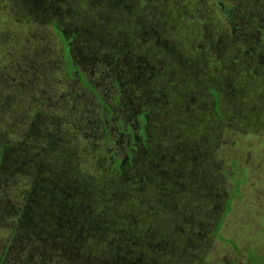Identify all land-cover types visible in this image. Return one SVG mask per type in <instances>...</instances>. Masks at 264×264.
<instances>
[{
  "label": "rangeland",
  "instance_id": "obj_1",
  "mask_svg": "<svg viewBox=\"0 0 264 264\" xmlns=\"http://www.w3.org/2000/svg\"><path fill=\"white\" fill-rule=\"evenodd\" d=\"M24 1L25 11L0 0V26L10 37L0 39V94L18 85L0 120V148L4 141L15 150L18 167L0 163V221L8 222L7 208L20 209L44 190L55 193L44 198L53 203L34 205L64 212L53 220L58 254H49L42 233L26 253L30 264H67L72 255L96 262L79 251L91 238L75 220L79 197L92 195L134 198L127 214L141 230L129 250H119L118 264H264V91L252 82L255 72L241 77L239 69L264 58V0H114L110 11L95 0ZM124 8L128 22L117 20ZM62 36L90 87L75 68L68 71ZM3 71L22 80L43 76L47 96L32 90L36 79L27 88ZM141 109L146 136L131 142L117 115L137 128ZM130 151L133 163L116 173L114 159L127 163ZM108 168L109 187L98 186ZM157 220L167 224L154 227ZM111 227L95 224L91 233L111 237ZM9 229L0 226V243ZM11 250L1 264H22L19 249Z\"/></svg>",
  "mask_w": 264,
  "mask_h": 264
},
{
  "label": "trees",
  "instance_id": "obj_2",
  "mask_svg": "<svg viewBox=\"0 0 264 264\" xmlns=\"http://www.w3.org/2000/svg\"><path fill=\"white\" fill-rule=\"evenodd\" d=\"M9 1V5L10 7H15L17 6L18 8H21L25 11V1L23 2V0H7ZM53 1L56 5L59 6H63L65 5V3H69L71 5H75L76 2H78V6H82L87 0H67L66 2L64 1V3L60 2L59 0H49L48 2ZM96 2L98 1L101 6L107 10L110 11V5L113 4V0H95ZM43 2H45V0H43ZM47 2V3H48ZM62 8V7H61ZM73 9V8H72ZM63 11H65V9L62 8ZM121 12V11H120ZM116 15H121V17L119 20H125L126 22H128L129 20L127 18H129L128 15H130V11H128V9L126 10V8H124L122 10L121 14H116ZM50 16V15H49ZM22 23H25L24 20H21ZM29 22V21H27ZM18 23V22H16ZM55 24V23H54ZM56 26H53L54 30H55ZM57 31V30H56ZM61 35H62V31H58ZM26 33V31H25ZM5 34V35H4ZM26 35V34H25ZM9 39V35L7 31H4L3 28L0 26V39ZM61 42H63L61 49V53L63 54V57L65 59L66 64H68V71H72V69L75 68L77 76L80 78L82 84L84 86H89L90 84L88 82H86L84 80V76L81 73L80 69L77 66H74L72 57L70 56V52H69V45L68 42L70 40H66L63 38H60ZM1 53V51H0ZM115 62V60H114ZM241 64V65H240ZM239 69H240V73H241V77L244 75H248L251 74L252 71L255 72V79L252 80V82H255L257 84H260V87H263V91H264V79L262 76V73H264V68H260L257 64V62L255 61V65H248V67H245L242 62L239 63ZM7 74V77H9L10 79L15 78L17 79L16 81L19 83H22L24 85H27V88L30 87V83L32 81V79H36V78H31L26 79L27 75L24 76L25 74L22 75V77L24 78V80L21 79V77H16V76H12L10 73L7 72H2ZM44 72L41 69V73H39L37 76L40 77L41 75H43ZM71 75V74H70ZM82 76V77H81ZM2 77V74L0 73V78ZM43 77V76H42ZM41 77V78H42ZM40 78V79H41ZM38 80L36 79L34 82H36L37 84L35 86H31L32 90H38L39 93H42L43 96H47L45 88L43 87L44 84L41 83L40 81L42 80ZM7 83L6 81H2ZM33 83V82H32ZM31 83V85H32ZM244 83V82H243ZM21 86V85H20ZM18 85L14 84L12 82H10L8 84V87L0 94V109L2 111H0V120H7L6 116H9V113H6L4 115V110L9 111L10 109H8L9 107V103H10V99H12L11 95L13 93H15V88H17ZM93 88V87H92ZM257 86L255 85V92H256ZM213 96L216 98L215 100V106H214V112L217 115H221L222 116V112L219 110L218 106L220 104V100L219 96L220 94L217 91H214V89H211ZM244 92H243V96H244ZM99 96V95H98ZM213 97V99H214ZM240 95H238V101L236 100L237 103V107L236 108H240L241 110H243L241 108V106L244 104V102H239L240 100L243 101V98ZM254 98H255V94H254ZM240 99V100H239ZM100 101L102 102V104L106 105L103 101V98L100 97ZM107 110H111L110 107L108 105H106L105 107ZM236 114L240 115L241 112ZM71 118V117H70ZM72 119V118H71ZM8 144L10 145V143L8 142ZM6 147V143L3 141V143L1 144V148H0V163L2 162V165L7 166L9 169H14V168H18L17 166H14V162L15 160L10 158V155H12V153L15 150H8L5 149ZM52 150L55 152V154H59L56 150V148H54L53 144H52ZM56 150V151H55ZM25 155H27L25 153ZM27 159H24V161H26ZM120 158L117 159L115 158L113 161V164L115 165V169H116V173L118 172L119 174L123 175L124 174V170H127L128 166H130L133 162L131 163H126L123 166L120 165ZM109 170H107V174H105V181L100 183L98 186H104V187H109L108 184V180L111 179L114 175L112 174V168H108ZM88 176L85 177V179H87ZM25 179V177H24ZM130 181V180H128ZM240 182H243L241 180L236 181V192H238L237 187L240 184ZM129 183V185L127 184ZM125 183V185H127V189L128 187L131 185V181ZM63 189V188H62ZM127 189H123V190H127ZM97 190V188H96ZM98 190H101V187H98ZM28 191H30L28 189ZM55 192H58L57 190H55ZM67 192V191H65ZM51 194H55L54 192L52 193H48L46 190H44V192L41 193V195H37L35 196L32 200L30 198V200H28V202L23 205V207H20V209H16V208H7L6 213L7 215H5V217L7 218L8 222H4L2 219L0 221V226H7L8 228H10V232L8 234L5 235V239L3 240L2 243H0V264L2 262V259L5 257V253L9 254L10 250H14V249H19V254L23 255V261L22 264H30V263H34L33 261L30 260V257L26 256V253H30L31 251H33L34 247L36 246V242L35 239L37 238H42L44 237L45 234H47V244H48V252L49 254L52 256L53 254H58L57 251L58 249L54 247V243H53V239H54V228L57 225L55 222H53V220H59V218L63 217V213L64 212H60L57 209L54 210V208L51 209H45L43 208H39L38 206L34 205V201H36L37 203L39 202L40 204L45 203V205L49 204L51 205L53 203L52 200H49L50 197H48L47 199H44L47 196H50ZM127 195V193L125 194ZM100 196H96V195H92L91 197H79V201L82 202V213L77 212L76 214L79 217H76L75 220H78L79 222V226L80 228L83 230V233L85 234L86 229L89 228V234H87L91 239H90V243H88L87 245H82L80 248V252L83 254H88L90 255V257H93L94 260L96 262H92V264H118L119 262H115V257L119 255V250H121L122 248L129 250V248L131 246H129L128 244H130L131 242H133L132 240H135V234L137 232H140L141 228L136 226V225H130L131 223L134 222V219L130 218L129 215L127 214V211L129 210V201H133L134 198L130 199L128 196H116V197H111L113 198L111 201H93V199L98 198ZM103 197H110L109 195H104ZM117 198V199H115ZM51 199V198H50ZM230 200H232V197H230L228 199V202L226 203V210L225 213L228 212L229 208H230ZM5 207V205H4ZM116 208V210H113V208ZM39 209L38 212H35L34 209ZM44 213H43V211ZM104 211V213L106 214V216L102 215V211ZM124 211L125 216L120 218V214ZM161 216L159 215H155L154 214V218L155 219H159ZM100 219V221H99ZM109 221H112L113 223H109ZM35 222V223H34ZM222 222V219H220L219 223L216 226L215 229V233H217V230L219 229L220 225ZM102 223H104L106 226L111 227V225H113L114 230L116 231V235L111 236V237H107L105 236V234L107 232H105V234L102 235L100 234V232L98 234L95 233H91V230L94 227L95 224H100L102 225ZM157 224H154L153 226H160L161 228L164 227L167 224V221H164L163 223H159V221H156ZM163 225V226H162ZM133 226L132 230L129 228ZM135 231V233L133 232ZM143 232H145L144 228H143ZM45 233V234H42ZM135 235V236H134ZM110 236V235H109ZM76 237V235H75ZM106 238H109V240H106ZM220 240H223L224 238L219 236L218 237ZM106 240V242H105ZM11 247V249H9ZM11 250V251H12ZM31 254V253H30ZM98 257V258H97ZM97 258V259H96ZM67 264H80L81 262L78 260V262H76L73 259V255L69 258H67ZM80 262V263H79ZM82 264V263H81ZM258 264V263H257Z\"/></svg>",
  "mask_w": 264,
  "mask_h": 264
},
{
  "label": "flooded vegetation",
  "instance_id": "obj_3",
  "mask_svg": "<svg viewBox=\"0 0 264 264\" xmlns=\"http://www.w3.org/2000/svg\"><path fill=\"white\" fill-rule=\"evenodd\" d=\"M113 3H114V0H113ZM235 28V27H234ZM263 56H261V59H259V63L258 66L262 69L264 68V58H262ZM82 72V71H81ZM262 76H263V79H264V73H262ZM141 112L144 114V117L141 118L140 117V114L138 116H136V120H139L140 119V124H139V127L137 128H134L132 123L130 121H128V118L129 116L126 115V116H120V115H117V121L121 124L123 123L124 127L127 129L128 127L131 128L130 129H127L129 131V134H130V137H128V139L131 141V142H135L137 139L138 140H143V137L146 136V127H145V124H146V119H147V116H146V112H144V109H141ZM126 124L128 125V127L126 126ZM118 130V129H117ZM119 135H127L126 132H124L123 129L118 130V134L117 136L119 137ZM132 155V152L130 151L129 154L127 155V158H128V161L127 163H131L132 161L129 160V158L131 157ZM126 161H121L120 160V165L123 166ZM226 205V204H225Z\"/></svg>",
  "mask_w": 264,
  "mask_h": 264
}]
</instances>
